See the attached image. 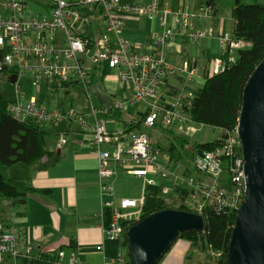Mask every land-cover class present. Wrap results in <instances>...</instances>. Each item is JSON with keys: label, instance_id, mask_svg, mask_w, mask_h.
I'll return each instance as SVG.
<instances>
[{"label": "built area", "instance_id": "1", "mask_svg": "<svg viewBox=\"0 0 264 264\" xmlns=\"http://www.w3.org/2000/svg\"><path fill=\"white\" fill-rule=\"evenodd\" d=\"M28 1L0 0V71L17 68L18 80L30 74L35 89L42 82L48 89L55 84L75 86L71 88L81 90L84 105L51 109L38 98H31L28 104L17 99L10 111L19 121L34 120L37 124L78 130L82 136L91 135L98 159L103 231L109 241L121 242L125 235L123 222L131 218L128 212H139L144 200L116 198L112 183L116 166L143 180L146 187H155L159 180L171 176L168 165L175 162L147 133L127 128L109 129L99 119L105 113L94 105V88L101 71L108 68L118 72L117 83L124 88V93L120 101L114 102L116 110L143 107L144 129L169 132L188 121L196 125L191 120L189 105L198 91L191 84L200 78V69L194 63L176 64L166 58L165 53L176 36L196 43L216 39L226 47L224 54L212 61L206 78L223 75L246 44L234 34L216 35L211 29H200L198 26L213 18L207 6L192 13L188 7L174 12L162 0L149 4L135 0H35L39 7L30 6ZM129 17L157 24L149 52L138 51L126 38L125 22ZM21 90L18 86L19 96ZM217 138L219 145L213 151L202 152V157L197 154L194 158L192 169L199 179L179 177L182 185L178 186L185 185L188 190L182 206L202 217L207 209L237 213L244 201L245 163L236 130L225 139ZM124 139L125 146L121 143ZM113 141L119 145L110 156L104 147ZM64 142L61 135V144ZM175 165L179 167L181 163ZM107 211L110 212L108 224L103 219ZM37 248L13 226H0V264L20 256L32 258ZM225 254L210 256L223 258ZM63 256L62 252L58 253L56 264H64ZM123 258L120 255L118 260ZM68 264L83 263L72 259Z\"/></svg>", "mask_w": 264, "mask_h": 264}, {"label": "crops", "instance_id": "2", "mask_svg": "<svg viewBox=\"0 0 264 264\" xmlns=\"http://www.w3.org/2000/svg\"><path fill=\"white\" fill-rule=\"evenodd\" d=\"M135 1L140 4H149L153 0ZM162 1L168 3L174 12L184 10L186 7L192 13L199 11L202 6L210 8L208 0ZM213 2L212 9L210 8L213 18L198 27L202 30L211 29L216 35L220 33L233 34L234 1L213 0ZM156 25L145 19L129 17L125 22V36L134 46L136 45L138 51L149 52ZM225 51L226 47L219 44L216 39L196 43L187 41L178 35L165 55L173 63L181 64L184 61H189L200 69L198 86L191 84V87L199 91L204 85L205 73L210 68L212 61L224 54ZM112 72L110 71L103 83L98 82L99 78L96 83V86L102 84L104 92L112 99V106L106 110L98 101L96 86L94 88V105L97 110L99 109L96 103L103 107L99 111L105 114H100L99 119L102 118L101 121L109 129L121 130L127 128L124 121L143 120L141 111L143 107L129 106L126 111H121L123 116L122 118L118 117V123L114 121L115 114L113 113L118 111L113 107L114 102L121 100L124 88L117 83L118 72L116 71V76H113ZM36 91L38 90L36 89ZM40 103L46 106L42 101ZM83 105L81 96L80 108ZM48 108L64 109L69 106L61 108L49 106ZM131 108L135 109V114L132 118H127L125 114L130 113ZM43 131L48 135L45 145L47 156L34 164L19 163L1 172L2 178L12 183L18 190L37 191V193H28L24 198V203L15 209L11 207V200H5L0 205V226H13L25 239L38 246L32 258L26 259L20 256L9 259L5 264H56L59 252L64 255V264L70 263L72 259L83 264H130L129 250L124 246V240L121 242L109 241L103 231L101 185L97 175L98 159L92 146L91 135L82 136L78 130L69 131L62 126H49L47 130ZM141 131L148 132L144 128ZM61 135L65 139L62 144ZM151 139H153L152 136ZM121 141L124 146L127 144L126 139ZM155 142L164 154L171 155L173 162L181 163L179 167L175 163L168 165L171 176L164 181L159 180L155 186L160 189V195L163 198L172 199L173 206L178 208L182 206L180 205L181 201L188 195V190L184 188L185 185L184 187L178 186L181 184L179 177L199 179V176L193 171L190 164H183L177 157V154L182 156L183 152V149L178 150L181 148L179 145H172L171 153L164 152L161 144L158 141ZM189 144L190 146L203 145V143ZM118 145V141H113L111 144L105 145L104 148L110 153V156H113L114 149ZM173 148H177V150L173 151ZM187 149L195 158L196 150L191 147H187ZM116 171L117 174L112 183L117 199L144 200L147 189L154 188L146 187L143 180L132 177L121 166H116ZM106 213L110 215V212ZM106 213L103 215L105 223ZM138 213V210H132L128 212L127 216L135 219L138 217ZM120 255H124L123 261L118 260ZM208 263L206 255L198 251L192 242L179 239L158 264Z\"/></svg>", "mask_w": 264, "mask_h": 264}, {"label": "trees", "instance_id": "3", "mask_svg": "<svg viewBox=\"0 0 264 264\" xmlns=\"http://www.w3.org/2000/svg\"><path fill=\"white\" fill-rule=\"evenodd\" d=\"M233 34L237 39L245 42L246 47L240 51L234 64L228 66L223 75L206 78L203 87L197 91L190 100V117L198 126H208L219 130L218 137L226 138L228 133L237 128L243 102V89L264 57V2L261 0H233ZM213 0H208V5H213ZM212 9V8H211ZM110 69L105 68L100 73L99 83L110 74ZM0 75L10 81L12 76L18 75L17 68L3 69ZM72 85L55 84L51 87L54 93L64 91L68 93ZM75 87V86H72ZM12 102H8L0 95V173L15 164H34L48 155L46 151L45 131L34 120L19 121L10 111ZM129 130H143V120L134 119L124 121ZM180 147L193 148L202 152L213 151L219 145V139L203 144L190 146L187 140L180 139ZM173 151L177 148H173ZM28 193H37L36 190H18L12 183L0 176V205L5 200H11L13 209L24 203ZM158 187L148 188L144 196V205L137 218L124 220L125 229L123 244L128 248V231L149 216L166 211L178 210L189 212L184 207L173 206V201H168L160 195ZM110 216L106 213V224ZM205 229L203 232H186L180 234L178 239H186L203 254L226 253L229 240L235 225L236 213L219 212L207 209L203 214ZM209 259L211 256H208ZM130 264H132L131 257ZM226 264V257H224Z\"/></svg>", "mask_w": 264, "mask_h": 264}, {"label": "water", "instance_id": "4", "mask_svg": "<svg viewBox=\"0 0 264 264\" xmlns=\"http://www.w3.org/2000/svg\"><path fill=\"white\" fill-rule=\"evenodd\" d=\"M17 80L12 76L9 82L16 85ZM95 89L98 101L108 110L112 99L102 84ZM236 135L245 163V195L236 213L226 264H264V57L243 89ZM198 155L202 157V151ZM204 229L203 217L194 213L166 210L153 214L127 233L132 264H158L180 234Z\"/></svg>", "mask_w": 264, "mask_h": 264}, {"label": "rangeland", "instance_id": "5", "mask_svg": "<svg viewBox=\"0 0 264 264\" xmlns=\"http://www.w3.org/2000/svg\"><path fill=\"white\" fill-rule=\"evenodd\" d=\"M264 2V0H261ZM29 5L32 6L36 5L39 7V2L35 0H29ZM113 76H116V70L112 72ZM196 81L194 85H197ZM22 87L20 96L17 94V87ZM198 86V85H197ZM194 89V87H192ZM33 87L32 84V77L30 74H27L25 78L19 79L16 85H11L10 82L7 81V78L0 75V95L7 100L8 102H15L17 99H20L24 104H28L31 98H38L39 102L46 104V106L61 108L63 106L75 107L80 108L81 104V90L79 88H70L68 93L64 91L60 93H54L52 90L48 89L45 84L42 82L41 87L39 89ZM122 90V89H121ZM124 90V89H123ZM96 106L101 111L103 107L96 103ZM115 117L114 121H117L118 117L122 118L123 113L121 111H114ZM135 114V109L131 108L130 113L125 114L127 118H132ZM188 117V116H187ZM102 120V118H101ZM41 129L47 130L49 125L47 124H37ZM192 128V131L190 130ZM147 133L149 136L151 135L155 141H158L161 144L164 152H171L172 145H179L180 146V139L187 140L188 143H209L214 141L217 136L219 135V130H216L212 127L208 126H196L191 124L190 121L184 123L183 125L177 126L172 131H162V130H148L143 131ZM150 136V137H151ZM178 150H182L179 148ZM172 153V152H171ZM175 154H177L175 152ZM177 157L182 161L183 164H190L191 167L194 164V156L193 154L187 149H183L182 156L177 154ZM135 187V186H134ZM136 188V187H135ZM168 201H172V199H167ZM184 201V199H183ZM183 201H181L180 205H183ZM174 205V204H173ZM137 217V215H136ZM206 259L209 261L208 264H225L224 257L215 258L207 256Z\"/></svg>", "mask_w": 264, "mask_h": 264}]
</instances>
